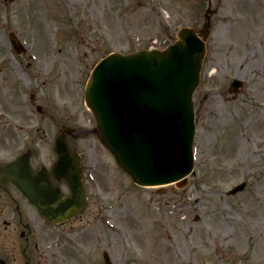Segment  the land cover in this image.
Returning <instances> with one entry per match:
<instances>
[{
	"label": "rangeland",
	"instance_id": "1",
	"mask_svg": "<svg viewBox=\"0 0 264 264\" xmlns=\"http://www.w3.org/2000/svg\"><path fill=\"white\" fill-rule=\"evenodd\" d=\"M230 2L223 11L220 0H0V103L7 112H0L1 129L12 122L17 100L30 117L18 147L50 144L57 118L68 114L87 152L88 207L64 226L65 240L53 250L64 264H104L103 251L115 264H264V0ZM245 9L255 25L240 41L232 28ZM207 18V52L193 95V174L161 191L137 185L92 132L83 98L89 72L109 52L162 49L179 28L198 30ZM10 31L36 59L14 52ZM251 42L257 52L243 66ZM68 60L76 63L63 81L68 63L61 61ZM233 78L243 82L236 94L229 91ZM31 94L47 119L31 106ZM9 139L0 132L2 146ZM242 181L244 190L231 195Z\"/></svg>",
	"mask_w": 264,
	"mask_h": 264
},
{
	"label": "water",
	"instance_id": "2",
	"mask_svg": "<svg viewBox=\"0 0 264 264\" xmlns=\"http://www.w3.org/2000/svg\"><path fill=\"white\" fill-rule=\"evenodd\" d=\"M200 32L203 38L208 34L207 29ZM178 38L164 51L108 55L95 67L86 87V103L96 117L102 142L139 184L181 179L193 165L191 92L198 82L205 43L188 27L179 30ZM56 149L61 157L68 153L60 138ZM70 185L72 197L50 195L44 204L50 219L67 217L83 205L78 173ZM105 260L110 264L106 256Z\"/></svg>",
	"mask_w": 264,
	"mask_h": 264
},
{
	"label": "flooded vegetation",
	"instance_id": "3",
	"mask_svg": "<svg viewBox=\"0 0 264 264\" xmlns=\"http://www.w3.org/2000/svg\"><path fill=\"white\" fill-rule=\"evenodd\" d=\"M39 111H43L40 109ZM29 114H24L28 119ZM68 147L75 153L79 152V142L76 138V129L64 133ZM14 137V134L11 135ZM3 140V139H1ZM0 140V164L16 161L27 155L28 164L34 172L39 171L47 177L52 187L57 188L65 196L69 194L67 180L61 175V171H53L57 156L53 151V144H43L48 150L43 154L33 144L24 143L20 148L15 139L4 141L7 145L2 146ZM10 148L8 145H11ZM19 149V150H18ZM5 153L1 158V153ZM81 161H82V152ZM78 214L66 222L59 224L50 223L23 193L20 187L0 176V264H64L65 256L60 252L53 253V242H64L65 227L67 222L80 218ZM60 226L57 231L52 227ZM53 248V249H52ZM61 249L63 247H60Z\"/></svg>",
	"mask_w": 264,
	"mask_h": 264
},
{
	"label": "bare ground",
	"instance_id": "4",
	"mask_svg": "<svg viewBox=\"0 0 264 264\" xmlns=\"http://www.w3.org/2000/svg\"><path fill=\"white\" fill-rule=\"evenodd\" d=\"M220 3H221V9H223V11H229L230 10V0H220ZM247 7L248 8H251V4L250 3H247ZM255 25V22L253 20V18L251 17L250 13L248 10L245 9L243 15L240 17V20L237 21V25L235 26V28L233 30L234 32V35H236V37L242 41L243 38L246 36V34L248 32H251L253 31V26ZM246 51L247 52H243V53H246L244 55H242V59H241V65H245L247 66V63H249L251 61V58L253 57V55H255V52H257V48H255V44L253 42H251L249 44V46L246 48ZM20 76L22 77V72L19 68H17ZM16 102L13 101V103ZM15 106L13 107L14 108V112H15V115L16 116H21L24 112V109L21 105L19 104H14ZM220 105H217V108H218V112L219 114H222V111L219 107ZM7 107V106H6ZM13 134V132L10 130L9 131V135L11 136Z\"/></svg>",
	"mask_w": 264,
	"mask_h": 264
}]
</instances>
